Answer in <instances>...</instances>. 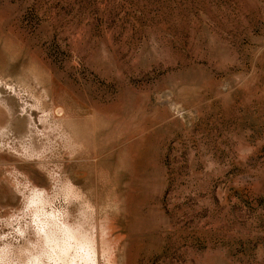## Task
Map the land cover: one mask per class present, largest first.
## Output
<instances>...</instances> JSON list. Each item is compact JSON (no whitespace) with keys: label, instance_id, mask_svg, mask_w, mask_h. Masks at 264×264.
I'll list each match as a JSON object with an SVG mask.
<instances>
[{"label":"rangeland","instance_id":"obj_1","mask_svg":"<svg viewBox=\"0 0 264 264\" xmlns=\"http://www.w3.org/2000/svg\"><path fill=\"white\" fill-rule=\"evenodd\" d=\"M0 264H264V0H0Z\"/></svg>","mask_w":264,"mask_h":264}]
</instances>
